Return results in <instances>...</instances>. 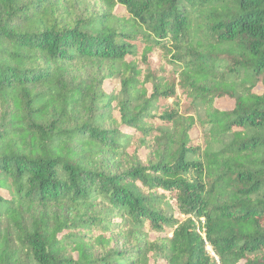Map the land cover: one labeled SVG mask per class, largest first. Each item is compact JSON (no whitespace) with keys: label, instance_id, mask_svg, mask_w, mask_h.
<instances>
[{"label":"trees","instance_id":"obj_1","mask_svg":"<svg viewBox=\"0 0 264 264\" xmlns=\"http://www.w3.org/2000/svg\"><path fill=\"white\" fill-rule=\"evenodd\" d=\"M207 247L264 264V0H0V264Z\"/></svg>","mask_w":264,"mask_h":264},{"label":"rangeland","instance_id":"obj_2","mask_svg":"<svg viewBox=\"0 0 264 264\" xmlns=\"http://www.w3.org/2000/svg\"><path fill=\"white\" fill-rule=\"evenodd\" d=\"M104 89H105L106 91H109V90H110V86L107 85V84H105V85H104ZM217 106L220 107V108H226V109H230V108L232 107V106H227V103H224L223 101L218 102V103H217ZM183 109H185L184 106L182 107V110H183ZM190 136H191V138H192L193 140L196 141V143H198L196 139L199 138L201 135H200V132L198 131V129H194V130L191 131Z\"/></svg>","mask_w":264,"mask_h":264},{"label":"built area","instance_id":"obj_3","mask_svg":"<svg viewBox=\"0 0 264 264\" xmlns=\"http://www.w3.org/2000/svg\"><path fill=\"white\" fill-rule=\"evenodd\" d=\"M198 232L200 233V231L198 230ZM207 249V252L209 253V255L214 258L215 260V264H220L219 261L217 260V258L215 257V255L212 253V251L210 250L209 247L206 248Z\"/></svg>","mask_w":264,"mask_h":264}]
</instances>
